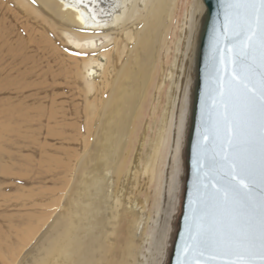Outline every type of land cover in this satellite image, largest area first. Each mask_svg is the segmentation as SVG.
<instances>
[{
	"label": "bare ground",
	"instance_id": "6f19581e",
	"mask_svg": "<svg viewBox=\"0 0 264 264\" xmlns=\"http://www.w3.org/2000/svg\"><path fill=\"white\" fill-rule=\"evenodd\" d=\"M175 6L0 0V264H157L165 208L157 195L148 210L147 186L167 137L177 138L188 92L181 200L205 13L192 0L170 43ZM167 78L180 84L178 99L165 96ZM154 109L160 121L147 141L144 115Z\"/></svg>",
	"mask_w": 264,
	"mask_h": 264
},
{
	"label": "snow or ice",
	"instance_id": "6c2138e0",
	"mask_svg": "<svg viewBox=\"0 0 264 264\" xmlns=\"http://www.w3.org/2000/svg\"><path fill=\"white\" fill-rule=\"evenodd\" d=\"M235 2L246 20L226 48L231 70L223 57L215 69L222 111L213 137L214 182L204 185L210 211L197 243L218 264H264V0ZM227 31L214 29L217 43Z\"/></svg>",
	"mask_w": 264,
	"mask_h": 264
},
{
	"label": "water",
	"instance_id": "95a60500",
	"mask_svg": "<svg viewBox=\"0 0 264 264\" xmlns=\"http://www.w3.org/2000/svg\"><path fill=\"white\" fill-rule=\"evenodd\" d=\"M201 2L205 13L195 53L192 102L183 154L185 176L166 264H178V261L180 264H218L220 259H213L210 253L204 252L202 246L197 243V236L204 218L210 211L204 185L214 182L213 137L218 113L222 111L216 90L215 69H222L220 60L223 57L228 61L229 71L231 70L232 54L227 52L226 48L233 46L232 38L245 25L246 9L235 0ZM224 25H227L228 31L217 43L214 29L218 32ZM204 136L208 139L204 140Z\"/></svg>",
	"mask_w": 264,
	"mask_h": 264
},
{
	"label": "rangeland",
	"instance_id": "374dc122",
	"mask_svg": "<svg viewBox=\"0 0 264 264\" xmlns=\"http://www.w3.org/2000/svg\"><path fill=\"white\" fill-rule=\"evenodd\" d=\"M192 4V0H176V6H175V12L172 18V24L174 25L172 27V30L167 31V39L169 42H174L178 35H179V27L181 25V22L183 21L184 14L189 8V6ZM204 12V11H203ZM171 59L166 60V65L170 64ZM180 84H178L177 88V83L174 80H171V78H167L164 84V90L163 92L165 93V96L167 95L168 90H170V94L173 95L178 99L179 98V93L176 91H179ZM161 102H164L163 98ZM155 104V103H154ZM156 105V104H155ZM181 105V104H180ZM187 106H188V92L183 104V107L181 105V117L178 115V118H182L183 122L181 125V128L177 130V138L174 140V138L167 137L168 140H166L165 148H163V155L160 159L159 162V167L157 170V175H156V180L147 186V192L151 194L150 199L147 204V208L150 211L152 209V205L154 202V199L157 195L158 198L162 197L161 199V208L163 209L160 212V216L162 221L164 220L165 222V228L166 232L164 234V239L161 244V252L159 256V260L157 264H164L165 261V256L167 253L168 249V243L170 240V235L173 232V224L174 220L177 216L178 213V208H179V199H180V187H181V178H182V173H183V166H182V141H183V133H184V127H185V119H186V114H187ZM160 109V108H159ZM155 112L153 116H146V122H147V130H146V137L147 141H149L152 137L153 131H150V128L152 127V124L155 125L154 121L158 122L160 121V114L161 110L157 111L154 109ZM175 110H173L174 112ZM169 119V118H168ZM167 124L171 126L173 124L172 119L168 120ZM156 130V129H154ZM9 142V141H7ZM5 146L4 150L7 151V154L10 155L9 159L16 163L20 164L21 163V158L20 155H17L16 153L13 152L11 148ZM1 147V145H0ZM146 150V148H145ZM145 153V151H144ZM13 182V181H11ZM165 183V184H164ZM10 193H12V190H9ZM9 193V194H10ZM138 199L140 201H143L145 199V193L140 194L138 196ZM165 202V203H164ZM165 211V213L163 212ZM164 213V214H162ZM163 216V217H162Z\"/></svg>",
	"mask_w": 264,
	"mask_h": 264
}]
</instances>
